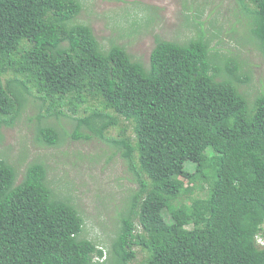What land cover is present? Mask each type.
Returning a JSON list of instances; mask_svg holds the SVG:
<instances>
[{"label": "trees", "instance_id": "obj_1", "mask_svg": "<svg viewBox=\"0 0 264 264\" xmlns=\"http://www.w3.org/2000/svg\"><path fill=\"white\" fill-rule=\"evenodd\" d=\"M237 1L247 39L264 55V0ZM83 7L0 0V140L38 99L46 114L35 116V140L52 147L62 135L98 138L124 157L139 189L108 264H128L134 246L145 251L143 264H264V93L251 101L240 90L249 76L234 59L221 58L227 75L218 77L219 50L203 29L184 43L157 37L146 65L122 44L103 47L76 22ZM62 115L75 120L71 133L44 119ZM117 126L118 135L108 133ZM19 174L0 158V264L103 257L83 236L78 208L49 185L45 162ZM196 189L205 196L194 197ZM184 192L191 201L177 204Z\"/></svg>", "mask_w": 264, "mask_h": 264}, {"label": "rangeland", "instance_id": "obj_2", "mask_svg": "<svg viewBox=\"0 0 264 264\" xmlns=\"http://www.w3.org/2000/svg\"><path fill=\"white\" fill-rule=\"evenodd\" d=\"M81 1L84 7L76 22L89 24L103 47L109 48L112 41L122 44L135 60L148 65L157 37L184 43L203 29L211 38V45L219 50L215 61L223 73L218 77L226 74L223 58L234 59L240 64L238 73L249 76V81L238 84L240 90L251 101L264 93V55L255 42L247 39V18L237 0ZM41 103L38 99L29 102L21 120L2 128L0 158L19 168V180L29 162H45L49 185L60 197L69 199L83 216V236L104 250L103 257H95V264H106L120 221L130 213L131 194L139 189L136 175L110 143L98 138L62 135L61 144L52 147L35 140V116L40 111L46 114V108L39 109ZM47 118L44 119L64 133H71L76 123L63 115ZM131 130L129 127L127 133L132 134ZM119 132V126L108 131L112 135ZM192 193L194 197L205 196L198 189ZM190 201V194L184 192L175 202ZM258 243H264L261 235ZM133 250L136 256L128 264H143L145 251L139 246Z\"/></svg>", "mask_w": 264, "mask_h": 264}, {"label": "clouds", "instance_id": "obj_3", "mask_svg": "<svg viewBox=\"0 0 264 264\" xmlns=\"http://www.w3.org/2000/svg\"><path fill=\"white\" fill-rule=\"evenodd\" d=\"M259 239V238H258Z\"/></svg>", "mask_w": 264, "mask_h": 264}]
</instances>
